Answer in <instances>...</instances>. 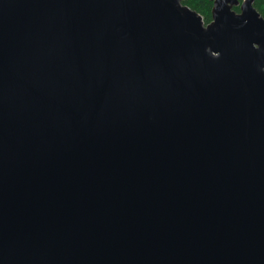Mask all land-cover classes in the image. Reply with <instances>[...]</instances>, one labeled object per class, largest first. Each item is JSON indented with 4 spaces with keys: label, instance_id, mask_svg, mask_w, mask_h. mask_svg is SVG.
<instances>
[{
    "label": "water",
    "instance_id": "obj_1",
    "mask_svg": "<svg viewBox=\"0 0 264 264\" xmlns=\"http://www.w3.org/2000/svg\"><path fill=\"white\" fill-rule=\"evenodd\" d=\"M182 1L0 0V264H264V18Z\"/></svg>",
    "mask_w": 264,
    "mask_h": 264
},
{
    "label": "trees",
    "instance_id": "obj_2",
    "mask_svg": "<svg viewBox=\"0 0 264 264\" xmlns=\"http://www.w3.org/2000/svg\"><path fill=\"white\" fill-rule=\"evenodd\" d=\"M213 0H183L182 3L187 5L190 9L199 13L204 21L208 23L211 19V5ZM252 5L259 12L260 16L264 18V0H255ZM235 11H238V7H234Z\"/></svg>",
    "mask_w": 264,
    "mask_h": 264
},
{
    "label": "rangeland",
    "instance_id": "obj_3",
    "mask_svg": "<svg viewBox=\"0 0 264 264\" xmlns=\"http://www.w3.org/2000/svg\"><path fill=\"white\" fill-rule=\"evenodd\" d=\"M212 3H213V1H212Z\"/></svg>",
    "mask_w": 264,
    "mask_h": 264
}]
</instances>
